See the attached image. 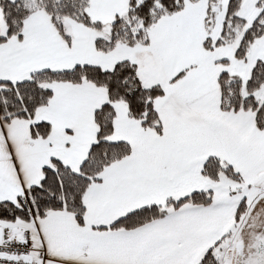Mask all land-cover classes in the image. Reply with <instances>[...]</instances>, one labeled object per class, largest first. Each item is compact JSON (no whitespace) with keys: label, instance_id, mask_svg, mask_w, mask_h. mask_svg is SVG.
Wrapping results in <instances>:
<instances>
[{"label":"snow or ice","instance_id":"1","mask_svg":"<svg viewBox=\"0 0 264 264\" xmlns=\"http://www.w3.org/2000/svg\"><path fill=\"white\" fill-rule=\"evenodd\" d=\"M0 264H264V0H0Z\"/></svg>","mask_w":264,"mask_h":264}]
</instances>
